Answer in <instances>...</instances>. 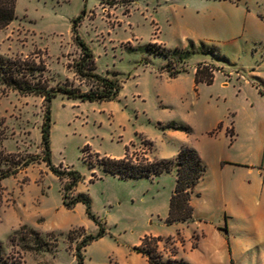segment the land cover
<instances>
[{
    "label": "rangeland",
    "instance_id": "374dc122",
    "mask_svg": "<svg viewBox=\"0 0 264 264\" xmlns=\"http://www.w3.org/2000/svg\"><path fill=\"white\" fill-rule=\"evenodd\" d=\"M15 15L0 55L45 65L50 86L89 91L74 68L79 37L121 88L110 102L51 101L48 164L44 99L0 85V148L22 164L2 182L1 264H80L78 252L83 264H148L136 250L146 236L162 238L165 262L264 264V0H17ZM200 64L212 84H195ZM182 145L206 167L187 223L167 224L175 171L123 179L100 166L127 146L143 164ZM51 167L80 175L68 197L90 208L64 206Z\"/></svg>",
    "mask_w": 264,
    "mask_h": 264
},
{
    "label": "trees",
    "instance_id": "16d2710c",
    "mask_svg": "<svg viewBox=\"0 0 264 264\" xmlns=\"http://www.w3.org/2000/svg\"><path fill=\"white\" fill-rule=\"evenodd\" d=\"M215 1L233 2V0ZM16 2L17 0H0V31L14 21L16 17ZM76 42L81 54L78 62L74 65L75 73L81 79L92 83V88L89 91H81L78 88L70 86H50L49 80L45 76V65L38 64L34 61L6 58L0 55V85L16 91L21 95L40 96L45 101L46 110L42 126V145L44 160L48 164H50L51 155V101L56 96L63 95L70 100L81 102H110L118 97L121 88L117 78L105 77L96 72L97 66L92 50L79 37L76 38ZM154 46L158 45L154 44ZM180 73V70L168 68L170 78H176ZM194 81L195 84H212L214 81L213 67L200 64L196 68ZM175 129H178V127H175ZM185 129L190 131V128ZM18 161L13 155L6 153L4 149L0 148V205L3 201L4 191L2 182L6 178L17 175L21 171L22 164ZM31 161L26 160L24 166L27 167ZM100 166L106 173L117 175L123 179L153 177L175 171L176 185L170 199L167 224L187 223L193 220L194 207L192 205V198L197 194V188L206 173V167L195 149L187 145H182L178 155L172 159H154L143 164H136L129 158L127 146L123 158L103 159ZM51 169L61 180H65L64 206L74 208L77 204L84 203L90 208V199L88 196L78 194L72 198L68 197V193L75 190L81 178L80 175L74 171H59L54 167H51ZM94 239L95 237L90 236L86 240L92 241ZM160 241H162L160 236H146L142 239L141 245L136 250L147 259L148 264H186L183 259L180 261L169 259L165 262L158 251V242ZM80 256L81 254L78 252V260L80 264H83ZM0 258H3L1 242Z\"/></svg>",
    "mask_w": 264,
    "mask_h": 264
},
{
    "label": "crops",
    "instance_id": "0c3cea01",
    "mask_svg": "<svg viewBox=\"0 0 264 264\" xmlns=\"http://www.w3.org/2000/svg\"><path fill=\"white\" fill-rule=\"evenodd\" d=\"M194 72H196V69H194ZM194 75H195V73H194ZM123 157H124V156H123ZM123 157H122V158H123ZM196 193H197V192H196ZM195 195H196V194H195ZM195 195H194V196H195ZM194 196H193V197H194ZM192 199H193V198H192Z\"/></svg>",
    "mask_w": 264,
    "mask_h": 264
}]
</instances>
